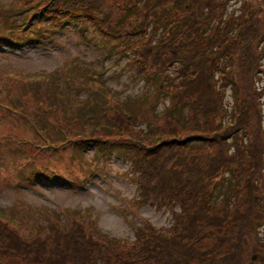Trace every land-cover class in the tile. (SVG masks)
<instances>
[{
    "label": "trees",
    "instance_id": "16d2710c",
    "mask_svg": "<svg viewBox=\"0 0 264 264\" xmlns=\"http://www.w3.org/2000/svg\"><path fill=\"white\" fill-rule=\"evenodd\" d=\"M222 4L223 0H22L19 18L28 14V20H37L25 33L28 36L5 37L10 44L23 45L27 39L38 43L43 17L51 27L78 18L100 30L105 39L138 32L152 23L157 39H145L127 66L135 68L134 75L148 86H156L150 102L159 100L162 92L170 104L155 119L148 104L142 117L155 127L148 134L135 128L138 120L125 101L112 99L114 93L79 66L36 73L40 81L31 74L2 73L7 82L0 79V127L6 123L9 129L3 134L0 128V143L15 142L21 152L11 156V173L20 168L41 173L54 153L88 143L103 148L126 145L125 156L133 165L130 181L140 190L136 204L172 211V225L163 231L143 221L135 226L134 240L127 241L99 235L92 222L76 220L66 230L51 222L43 235L24 244L0 218V261L245 264V257L256 256L253 263L264 264V243L251 236L254 220L264 225V135L254 80L264 24L252 0L231 11ZM22 21L23 26L29 22ZM8 33L0 25V37ZM35 83L58 98V105L35 100L36 89L31 88ZM57 84L76 94L62 92ZM227 88L233 95L228 121L218 119L227 113ZM82 92L88 95L78 98ZM6 97L11 99L3 100ZM61 107L64 111L58 110ZM182 107L188 120L181 125L170 110ZM228 173L237 180L224 197L233 198L213 199L217 179Z\"/></svg>",
    "mask_w": 264,
    "mask_h": 264
},
{
    "label": "rangeland",
    "instance_id": "374dc122",
    "mask_svg": "<svg viewBox=\"0 0 264 264\" xmlns=\"http://www.w3.org/2000/svg\"><path fill=\"white\" fill-rule=\"evenodd\" d=\"M234 1L237 0L230 1V5H232L229 7L230 9L239 5L232 4ZM21 2L22 0H0V25H5L9 34L20 33L24 38V36H28L25 33L28 32L37 19L32 18L31 21L28 20V14L27 16L24 14L19 18L17 8H19L18 5ZM199 18L202 19L203 17L199 16ZM76 19L71 18L66 22H60L51 27L50 21L43 17L41 18L43 27L38 32V43L32 42L30 44L27 40L28 45L20 49L10 50L0 48V79L2 82H7L3 78L4 76L1 75L2 73L20 72L24 75L31 74L30 78L34 77V80L40 81L41 79L38 78L36 73L45 71L48 74L50 71L53 72L62 66L70 65L79 66V68L77 67L78 69L88 72L89 77H92L91 80L95 79L94 76L97 73L103 71L102 77L97 78L96 81L105 85L108 92L114 93L112 99L120 98L122 101H125L127 107L133 110V114L135 115L134 121L138 120V128L151 134L153 129L155 130V127L142 117L143 113L147 109L148 104H150L153 118L161 116L168 103L167 99L163 100L162 92H160L159 100L155 103L150 102L154 98L150 97L156 91V86L153 84L148 86L146 80L141 77L134 78L133 71L125 68V64L132 52L129 50V54L123 51V49H118L119 45H116V41H119L120 38L105 39L103 33L96 27L85 26ZM5 20L11 21L8 23ZM22 20L29 22L26 26H23L24 22ZM145 30V35L140 37V44L143 43V39L148 37V33H150L152 28L146 27ZM132 42L133 39L128 40V43ZM138 42L139 40L135 41V43ZM108 48L111 49L110 52H107ZM255 85L260 91L257 98L262 112L261 125L264 135V76L256 78ZM57 87L66 94L72 96L76 94L75 89L61 86L60 84H57ZM31 88L36 89L35 100L47 101L53 106L58 105L59 99L53 94H46L44 85L35 83ZM77 88L85 91L83 87ZM87 95V93L82 92L78 95V98H85ZM224 95V104L229 108L233 102L231 89L227 88ZM49 97H53L52 100ZM8 99L10 100L11 98L6 97L3 100ZM5 107L8 109L7 105ZM178 109L173 113L171 112L170 116L174 119L177 118L182 125L186 122L187 115L184 110ZM58 110L64 111L62 107ZM152 111L150 112L152 113ZM222 117L229 118L228 114H222L218 119ZM0 128L6 130L9 129V125L4 123ZM128 151L129 147L126 145L103 148L100 144H94L93 146L89 144L84 150L73 149L66 152H58L57 155L63 157L65 161L64 167L67 170H74L77 163L81 162L84 170L89 174L88 180H80L78 177L72 175L69 179V184L63 187L53 182L38 181L34 176L26 173L23 174L21 170L12 175L10 171L11 156L13 154H21V152L15 147L13 142H2L0 143V209L4 211L6 218L13 222L21 213L25 214L31 223V229L20 225L17 221L15 222L19 225L11 223V226L17 228L24 237L32 233L31 231L39 233L50 221H55L61 225H68L71 218L76 217L81 208H83V213L87 210L89 211L90 207L96 208L95 200L90 199L93 196V193L90 192L91 188L98 187L109 195L114 197L119 196L116 185L109 175L110 165L114 158L123 162L129 161L125 156ZM53 171V168L49 170L50 176ZM262 171L264 175V166ZM130 178L131 174L124 177V180L128 182L125 185V189L130 192L134 199L126 200L121 198L115 204L117 215L105 216L104 222L114 233L128 237V239L120 240L132 241L135 233L134 227L140 225L143 221L166 231L172 224L171 213L167 209L153 208L148 205H141L140 207L134 205L131 211H126L128 205L133 202L135 204L138 199L139 188L130 181ZM16 179L19 180L13 181ZM236 180V177L230 173L226 174L223 179H217V184L212 189V198L217 197L218 201L224 199L231 200L233 194H231L232 197L229 196L228 198H225L224 195L227 196L231 192L228 188L236 183ZM20 201H26V204H22ZM98 211L97 209L91 212L97 216ZM259 224L258 221L254 220L251 226V236L257 241L263 238L264 234V230L261 232L262 226H259ZM94 229L97 232L95 227Z\"/></svg>",
    "mask_w": 264,
    "mask_h": 264
},
{
    "label": "clouds",
    "instance_id": "9594fccd",
    "mask_svg": "<svg viewBox=\"0 0 264 264\" xmlns=\"http://www.w3.org/2000/svg\"><path fill=\"white\" fill-rule=\"evenodd\" d=\"M133 165L130 161L123 162L116 158L113 159L110 165L109 175L112 177L114 184L119 192V196L109 195L98 187H93L90 192L93 196L90 199L95 200L96 208H89V211L99 210L97 214V220L95 222V228L102 235L109 239H128L126 235H118L112 231V229L104 222L105 216H116L115 204L121 199L132 200L134 197L125 189V185L128 183L124 180L125 176L131 174ZM131 187V185H129ZM99 198V199H97ZM118 218V217H117Z\"/></svg>",
    "mask_w": 264,
    "mask_h": 264
}]
</instances>
